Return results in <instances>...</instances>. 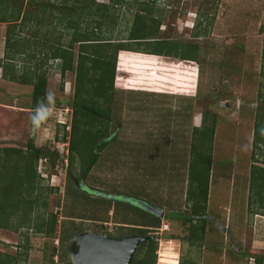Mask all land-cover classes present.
<instances>
[{
    "label": "rangeland",
    "instance_id": "rangeland-1",
    "mask_svg": "<svg viewBox=\"0 0 264 264\" xmlns=\"http://www.w3.org/2000/svg\"><path fill=\"white\" fill-rule=\"evenodd\" d=\"M38 1L52 5L45 16ZM95 1L111 6V17L101 29L108 39H128L140 13L161 22L159 39L198 45L199 61L122 51L115 103L110 108L102 105V124L109 132L98 141L90 131L85 139L77 137L79 156L73 164L72 130L59 124L72 121L76 74L63 76L61 62L48 59L49 49L66 32L68 19L91 30L97 24L76 9L65 10L63 0H16L13 7L23 6L26 25L17 28L15 36L29 43L18 47L24 54L11 51L7 56L8 30L14 25L0 21V154L4 148L26 150L32 140L60 154L54 171V161L45 158L38 171L43 186L55 188L46 217L58 215L57 236L62 238L58 243V237L34 230L14 233L0 228V251L19 257L20 264L72 263L70 247L80 233L143 235L140 225L162 220L170 229L150 233L161 234L156 239L157 264H255L253 256H264V209L257 191L250 188L252 166H264V143L257 148L254 140L257 124L264 120V0ZM153 3V14L142 8ZM38 18L43 19L40 27ZM199 21L209 34L196 37ZM70 38L67 35L64 42ZM75 51L78 55V44ZM5 64L21 73L41 67L48 76L47 104L34 110V85L5 78ZM188 78L192 80L185 81ZM213 122L215 138L204 131ZM197 128L201 130L196 134ZM210 158L206 216L217 222L208 220L205 243L193 246L192 224L182 218L192 216L190 189L200 197L208 186ZM192 176L196 183L190 185ZM144 203L163 208L165 215L150 212ZM141 256L140 247L132 264H139Z\"/></svg>",
    "mask_w": 264,
    "mask_h": 264
},
{
    "label": "trees",
    "instance_id": "trees-1",
    "mask_svg": "<svg viewBox=\"0 0 264 264\" xmlns=\"http://www.w3.org/2000/svg\"><path fill=\"white\" fill-rule=\"evenodd\" d=\"M121 1L124 0H115L116 3ZM15 2L16 0H0V11L3 12L0 21L14 25L9 27L8 30L6 40L7 56H10L11 51L15 55L24 54L25 51L18 47L20 44L29 43L28 38H17L15 36L16 29L20 27L24 29L26 25V12L23 10L22 5L14 8ZM35 4L42 6L44 16L52 6L40 1ZM63 5L66 8L65 10L76 9L82 18L84 15L93 17V21L97 24L96 28L91 30L82 28L80 25L76 26V22L68 19L66 32L63 31L49 49L48 59L61 62L60 69L63 76H66L67 72L76 74L75 101L71 102L73 106L72 121L71 123L60 122L59 124L61 128L68 129L70 127L72 130L70 160L74 164L79 156L77 154V137L85 139L90 135V132H93L95 139L98 141L101 140L104 134L109 132L108 125L102 124L106 113L102 105L110 108L115 103L117 63L121 51L168 57L176 56L185 60L199 61L200 48L198 45H182L176 41L159 39L156 35L161 22L155 17H147L140 13L136 15V21L128 39L119 41L108 39L101 29L105 26L106 19L111 17V6L99 4L95 0H63ZM142 8L150 14L156 11L154 3L145 4ZM42 23L43 19L38 18L39 27ZM203 26L201 21L197 23L196 37L209 34V28ZM99 29L100 31H97ZM38 33L39 29L35 31L36 36ZM67 35H71V38L68 42H64ZM77 44L79 45L78 55L75 51ZM144 45H146V48H143ZM15 49L17 50L14 52ZM4 67L5 78H10L11 81L25 85H34L32 104L34 110H38L47 104L48 76L45 71H41V67L38 66V71L31 70V68L25 69L23 73L19 72L15 65L5 64ZM206 122H208V116L205 118ZM199 129L195 130L196 134L199 133ZM215 130L216 122H213L211 127L204 128L205 133L208 134V131L212 133V138H215ZM254 140L257 148H259L260 143H264L263 119L257 124ZM1 152L3 154H0V228L14 233H21L23 229L34 230L36 233H44L48 237L57 238L58 215L49 214L46 217L49 195L55 191V188L43 186L38 168L40 160L46 158L54 161V171L55 164L58 159L60 160V154L35 146L33 140L26 150L11 147L4 148ZM210 159V167L207 175H205L208 186L202 190L200 197L197 196L199 192L195 194L193 189H190L188 199L193 204L191 208L192 216L182 218L184 224H192L190 226L189 241L193 246L197 243L198 245L205 243L208 234L207 223L208 220H212V218L206 216L209 208L208 202L212 179V158ZM195 178L192 176L190 185L196 183ZM250 181V188L257 191V196L260 201L262 200V208L264 209V166H252ZM161 221L158 224L156 223L155 228L161 226ZM155 228L144 229L146 233L143 235L150 236ZM29 241V238H27V242ZM26 247L25 256L26 261H28L30 248L29 246ZM140 247L142 256L138 260L139 264H157L159 242L150 237ZM252 259H254L255 264H264V256H253ZM0 264H20V258L0 251Z\"/></svg>",
    "mask_w": 264,
    "mask_h": 264
},
{
    "label": "water",
    "instance_id": "water-1",
    "mask_svg": "<svg viewBox=\"0 0 264 264\" xmlns=\"http://www.w3.org/2000/svg\"><path fill=\"white\" fill-rule=\"evenodd\" d=\"M142 205L158 216L165 215V210L160 207L146 203ZM212 220L217 222L213 217ZM221 227L227 232L226 226L221 225ZM150 237L161 239V234L129 235L116 238L96 231L81 233L74 239V246L78 249L71 251L72 264H132L141 244Z\"/></svg>",
    "mask_w": 264,
    "mask_h": 264
},
{
    "label": "crops",
    "instance_id": "crops-1",
    "mask_svg": "<svg viewBox=\"0 0 264 264\" xmlns=\"http://www.w3.org/2000/svg\"><path fill=\"white\" fill-rule=\"evenodd\" d=\"M155 228L156 227V223H148V224H145V225H143V226H139V228H143V229H146V228ZM81 234V233H80ZM129 236V235H128ZM122 237H125V236H122ZM61 238L62 237H58V239H57V241H58V243H60V241H61ZM68 238H70V235H66L65 236V240H67ZM121 238V237H120ZM165 241L164 240H162V243H164ZM170 242V241H169ZM57 245H59V244H57Z\"/></svg>",
    "mask_w": 264,
    "mask_h": 264
},
{
    "label": "bare ground",
    "instance_id": "bare-ground-1",
    "mask_svg": "<svg viewBox=\"0 0 264 264\" xmlns=\"http://www.w3.org/2000/svg\"><path fill=\"white\" fill-rule=\"evenodd\" d=\"M155 70V69H154ZM148 71V70H147ZM141 73H143V72H141ZM153 73V72H152ZM151 75V74H150ZM145 76V75H144ZM143 77V76H142ZM147 78H148V76H146ZM145 78V77H144ZM142 79V78H141ZM152 80L154 81V84H159V85H162L160 82H159V79H154V78H152ZM158 80V81H157ZM192 80V78H188L187 80H185V81H191ZM162 81H164L163 79H162ZM165 81H167V80H165ZM141 84V83H140ZM180 87H182V86H180ZM180 92H187V91H185V90H179V93ZM163 261L164 260H161V263L163 264ZM175 263V262H174Z\"/></svg>",
    "mask_w": 264,
    "mask_h": 264
},
{
    "label": "built area",
    "instance_id": "built-area-1",
    "mask_svg": "<svg viewBox=\"0 0 264 264\" xmlns=\"http://www.w3.org/2000/svg\"><path fill=\"white\" fill-rule=\"evenodd\" d=\"M168 229H170V226H169V224H164L161 228H159V231L161 230V231H166V230H168ZM253 261H254V259H252Z\"/></svg>",
    "mask_w": 264,
    "mask_h": 264
},
{
    "label": "clouds",
    "instance_id": "clouds-1",
    "mask_svg": "<svg viewBox=\"0 0 264 264\" xmlns=\"http://www.w3.org/2000/svg\"><path fill=\"white\" fill-rule=\"evenodd\" d=\"M121 52H122V51H121ZM121 52H120V53H121ZM119 56H120V55H119ZM158 56H159V55H158ZM45 159H46V158H45ZM162 209H163V208H162ZM162 226H163V225H161L159 228H161ZM159 228H155V231H157V230L159 231ZM86 232H87V231H86ZM83 233H84V232H83ZM156 234H160V232H156ZM107 235H108V234H107ZM151 235H152V234H151ZM109 236H110V235H109ZM76 237H77V236H76ZM76 237H75V238H76ZM111 237H112V236H111ZM75 238H74V239H75Z\"/></svg>",
    "mask_w": 264,
    "mask_h": 264
},
{
    "label": "flooded vegetation",
    "instance_id": "flooded-vegetation-1",
    "mask_svg": "<svg viewBox=\"0 0 264 264\" xmlns=\"http://www.w3.org/2000/svg\"><path fill=\"white\" fill-rule=\"evenodd\" d=\"M70 249L72 250V249H75V250H77L78 249V247L77 246H74V241L72 242V246L70 247Z\"/></svg>",
    "mask_w": 264,
    "mask_h": 264
}]
</instances>
